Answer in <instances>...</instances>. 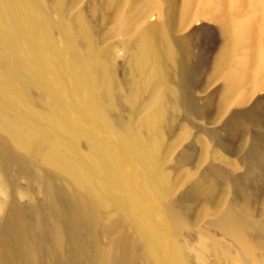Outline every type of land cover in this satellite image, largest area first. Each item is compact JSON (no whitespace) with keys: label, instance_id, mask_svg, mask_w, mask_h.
Returning a JSON list of instances; mask_svg holds the SVG:
<instances>
[{"label":"bare ground","instance_id":"obj_1","mask_svg":"<svg viewBox=\"0 0 264 264\" xmlns=\"http://www.w3.org/2000/svg\"><path fill=\"white\" fill-rule=\"evenodd\" d=\"M73 1L0 0V264H191L178 238L195 203L227 238L204 233L194 249L202 263L212 253L217 264H264L250 189L264 170V133L250 138L238 175L210 162L177 195L168 169L188 137L168 141L173 113H203L191 92L192 32L174 34L175 0H162L166 18L152 23L144 14L159 0H100L92 9L107 30ZM195 3L221 17L218 112L245 138L263 125L264 96L253 97L264 82V0L186 4ZM118 33L125 80L100 44Z\"/></svg>","mask_w":264,"mask_h":264},{"label":"rangeland","instance_id":"obj_2","mask_svg":"<svg viewBox=\"0 0 264 264\" xmlns=\"http://www.w3.org/2000/svg\"><path fill=\"white\" fill-rule=\"evenodd\" d=\"M100 0H74L71 4L76 12L83 10L94 23L98 25L105 21L93 12V5ZM145 0H138L137 5H141ZM160 6L150 7L144 14L146 23H152L166 18L167 9L165 2L159 0ZM187 0L174 1V34H191L192 57L197 67L193 77L192 95L198 105L203 109L200 116L185 115L183 113H173V132L168 136V141H173L183 129H187L188 137L169 154V171L174 180L178 179L177 195L182 192L189 184L190 180L186 177L199 175L210 162L221 165L233 176L244 172L245 166L241 163V158L245 153L250 138L254 132L264 133V82L263 89L258 91L254 97H263L261 102V113L259 119L262 120L261 127H253L249 130L245 138L239 135H231L225 125L227 114L218 112V100L222 88L223 74L215 76V61L218 53L223 47V37L219 31L218 23L221 17L214 8H205L195 3L187 7ZM215 16L212 21L205 19V16ZM249 15V14H248ZM102 19V20H101ZM105 24V23H104ZM111 24H105L107 30ZM124 37L122 34L106 35L100 44L109 48L115 56V64L118 76L125 80L128 76V64L125 51L122 47ZM264 56V45L262 49ZM126 113L128 106L122 102ZM217 140L225 143V147L218 144ZM244 141V142H243ZM246 142V144H245ZM188 155L187 159L181 160L183 152ZM21 186L27 185L26 180H18ZM227 186L226 183H222ZM230 197L234 195L235 188L230 185ZM253 194L252 207L257 218L264 219V170L262 176L251 185ZM24 201V198H19ZM190 223L184 228L178 238L183 244L187 245V252L191 256V264H217V258L212 253L207 255V261L202 263L194 254V249L198 246L199 239L204 233H210L216 237L226 240L224 234L216 227L211 225L212 216L199 215L200 205L191 204ZM261 254V252H257ZM257 254V255H258ZM259 256V255H258ZM252 264V263H249Z\"/></svg>","mask_w":264,"mask_h":264}]
</instances>
